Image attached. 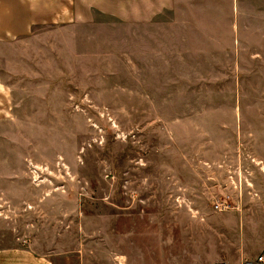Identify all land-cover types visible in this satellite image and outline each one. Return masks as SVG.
<instances>
[{"label":"rangeland","instance_id":"obj_1","mask_svg":"<svg viewBox=\"0 0 264 264\" xmlns=\"http://www.w3.org/2000/svg\"><path fill=\"white\" fill-rule=\"evenodd\" d=\"M245 1L264 22V0ZM51 36L96 58L71 60L67 43L61 77L12 80L15 107L0 114V249L62 244L105 264L107 216L120 228L123 209L171 196L194 198L196 214L236 216L246 258L264 254V28L257 60L227 70L194 60L151 108L139 100L136 26L98 18Z\"/></svg>","mask_w":264,"mask_h":264},{"label":"crops","instance_id":"obj_2","mask_svg":"<svg viewBox=\"0 0 264 264\" xmlns=\"http://www.w3.org/2000/svg\"><path fill=\"white\" fill-rule=\"evenodd\" d=\"M245 3L0 0V114L15 107L17 87L12 80L17 83V78L61 77V46L68 43L71 60L94 61L93 49L79 58L72 42L51 33H59L61 27L89 28L98 18L137 27L138 91L140 102L147 103L145 107H156L159 95L170 92L176 78L189 75L194 60L210 62L202 67L213 70L241 69L242 59L257 60L255 41L264 28L258 7ZM67 51L64 47L63 52ZM53 67H57V73L51 72ZM180 200L171 196L140 199L144 203L152 201V208L123 209L120 228L114 215L111 223L108 215L105 264H238L246 259L242 226L236 216L200 209L196 214L194 198H187L185 204ZM0 264L89 263L79 260L62 244L40 246L25 241L1 248Z\"/></svg>","mask_w":264,"mask_h":264},{"label":"built area","instance_id":"obj_3","mask_svg":"<svg viewBox=\"0 0 264 264\" xmlns=\"http://www.w3.org/2000/svg\"><path fill=\"white\" fill-rule=\"evenodd\" d=\"M225 209H226V206L224 204L219 203V202L215 204L216 211L221 212V211H224ZM238 264H264V254L258 255L254 259L246 258Z\"/></svg>","mask_w":264,"mask_h":264}]
</instances>
